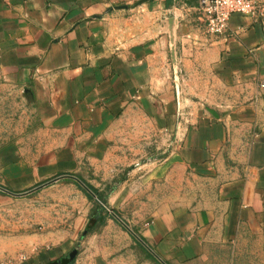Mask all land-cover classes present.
Returning a JSON list of instances; mask_svg holds the SVG:
<instances>
[{"label": "crops", "instance_id": "obj_1", "mask_svg": "<svg viewBox=\"0 0 264 264\" xmlns=\"http://www.w3.org/2000/svg\"><path fill=\"white\" fill-rule=\"evenodd\" d=\"M256 1L259 15L234 13L214 35L199 0H0V67L30 89L50 141L38 153L11 147L2 187L18 193L66 175L78 157L102 154L116 118L137 112L172 141L176 165L211 188L129 226L140 239L108 218L88 241L67 237L22 264H264V0Z\"/></svg>", "mask_w": 264, "mask_h": 264}, {"label": "rangeland", "instance_id": "obj_2", "mask_svg": "<svg viewBox=\"0 0 264 264\" xmlns=\"http://www.w3.org/2000/svg\"><path fill=\"white\" fill-rule=\"evenodd\" d=\"M188 79L180 77L184 82L181 89ZM201 92L183 94L203 101ZM158 126L137 112L121 115L110 129L102 154L78 157L77 167L63 172L67 177L16 191L23 195L0 191V264H22L38 251L76 234V239L88 241L90 234L83 235L86 216L95 202L101 203L88 185L104 194L109 193L108 185L116 186L108 197V215L101 229L108 218L117 219L115 215L136 228L150 213L202 200L211 191L209 184L176 165L170 158L172 141L159 138ZM49 142L30 89L5 75L0 67V161L7 158L11 147L38 153ZM114 195L118 197L115 202Z\"/></svg>", "mask_w": 264, "mask_h": 264}, {"label": "built area", "instance_id": "obj_3", "mask_svg": "<svg viewBox=\"0 0 264 264\" xmlns=\"http://www.w3.org/2000/svg\"><path fill=\"white\" fill-rule=\"evenodd\" d=\"M199 7L205 27L210 34L220 35L227 31L234 13L245 16L259 15L256 0H199ZM264 87V84H262Z\"/></svg>", "mask_w": 264, "mask_h": 264}, {"label": "trees", "instance_id": "obj_4", "mask_svg": "<svg viewBox=\"0 0 264 264\" xmlns=\"http://www.w3.org/2000/svg\"><path fill=\"white\" fill-rule=\"evenodd\" d=\"M90 189L96 194L98 200L101 203H94L91 212L88 215L87 227L85 228V234L91 233L101 228L104 224L105 217L108 215L106 203L109 195L116 189V186L108 185L109 193L104 194L99 188L88 185ZM91 198V197H89Z\"/></svg>", "mask_w": 264, "mask_h": 264}, {"label": "water", "instance_id": "obj_5", "mask_svg": "<svg viewBox=\"0 0 264 264\" xmlns=\"http://www.w3.org/2000/svg\"><path fill=\"white\" fill-rule=\"evenodd\" d=\"M171 5H173V0H167V6L168 7H170ZM68 175H63V176H61V177H67ZM61 177H59V178H61ZM54 180H56V179H54ZM53 180V181H54ZM50 182H52V181H49V182H47V183H44V184H42V185H40V186H43V185H46V184H48V183H50ZM40 186H38V187H40ZM37 187V188H38ZM0 191H2V192H4V193H7V194H12V195H23V194H25V193H14V192H11V191H9L8 189H6V188H4V187H2V186H0ZM115 217L124 225V227H126L134 236H136L138 239H140L137 235H136V233L129 227V225L126 223V222H124L122 219H120L118 216H116L115 215ZM148 247V246H147ZM149 248V247H148ZM150 249V248H149ZM151 250V249H150ZM155 256L161 261V262H163L156 254H155ZM164 263V262H163ZM164 264H166V263H164Z\"/></svg>", "mask_w": 264, "mask_h": 264}]
</instances>
